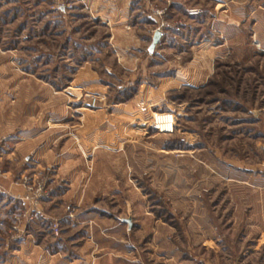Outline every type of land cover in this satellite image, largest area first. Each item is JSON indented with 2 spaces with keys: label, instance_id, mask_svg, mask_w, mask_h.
<instances>
[{
  "label": "rangeland",
  "instance_id": "obj_1",
  "mask_svg": "<svg viewBox=\"0 0 264 264\" xmlns=\"http://www.w3.org/2000/svg\"><path fill=\"white\" fill-rule=\"evenodd\" d=\"M173 1L120 0L121 30L140 40L118 47L109 0H0V153L23 126L38 139L35 160L0 166L16 190L0 191V264H253L264 0ZM78 125L80 152L48 167Z\"/></svg>",
  "mask_w": 264,
  "mask_h": 264
},
{
  "label": "crops",
  "instance_id": "obj_2",
  "mask_svg": "<svg viewBox=\"0 0 264 264\" xmlns=\"http://www.w3.org/2000/svg\"><path fill=\"white\" fill-rule=\"evenodd\" d=\"M120 0H115V4L112 2V0H109V10L106 12H103L104 15L108 14V18L110 19L111 16H114L113 19V27H112V37L114 38V42L115 45H117L118 47H129L131 45H135V43L137 41H139L140 39H138V37L135 36L134 34V30L133 31H126V30H121V24L119 23V18H125L126 16L129 17V10L126 11V8H129L128 6H123L121 2H119ZM158 2H161L163 0H157ZM225 0H175L173 1L172 5L173 8H176L179 11L182 12H190L189 10L192 8H197V10H199L200 12H205L206 10H210V9H214V10H222L223 7L225 6ZM117 4V6H115ZM209 8V9H208ZM190 14V13H189ZM191 30V27H190ZM125 38V42H121L120 38ZM129 40V41H128ZM193 42H196V40H194ZM197 46V44H196ZM204 57V58H203ZM209 60V59H208ZM197 62H199L200 64H203L204 67L206 68L207 66V59L205 58V54H202V56H199V54H195L194 55V59L191 61L192 64H198ZM199 64V67L202 68V65ZM197 66V65H195ZM178 77V76H177ZM167 87L168 84L166 85ZM164 88V86H163ZM164 90V89H163ZM147 95L142 94L143 96H145V98H143V100H147L150 96L152 95H156L157 93H154L150 90L147 89ZM160 93V92H159ZM142 97V96H141ZM136 104L133 102V106L137 105L138 107H144V104L141 103V99H138L137 101H135ZM146 102V101H143ZM128 105L130 106V104H123L121 106L119 105H115L114 110H121V109H125L127 111L128 109ZM62 107V106H61ZM31 112V111H30ZM33 115V114H32ZM30 116V115H28ZM35 129H36V125L34 126H30L28 125V127L23 126V128L20 129V133L18 135H16L15 137H11L12 140L14 139V143L15 146L13 144V149H11L9 152H1L0 153V166L3 165L4 169H6V171L8 173H11V171H13L15 168L12 167V165H14V161L15 164L17 165V168H19V165L21 163V161H18V159L21 157L24 160L29 159L31 156L33 155V159L35 160V153H37V147H36V142L38 141L37 137L35 136ZM76 134H74V142L72 140V138L67 139L66 140V144H72L73 149L71 148L69 151H63V147H61L60 151H58L55 156H51L50 159V163L48 165L51 166L53 165L52 162L55 163H59V162H63V160L65 158H68L69 156H72L74 151H78L80 152V125H78L76 127L75 130ZM68 132V131H66ZM3 139L0 141H5V137L4 135L2 136ZM55 138V137H54ZM64 139L63 136H60V138H56L55 140L53 139H48L51 140V143H60L62 140ZM57 144V145H58ZM20 145V146H19ZM56 145V146H57ZM66 145H64L65 147ZM53 151V150H52ZM33 152H35L33 154ZM38 154V153H37ZM5 160V163H4ZM53 160V161H52ZM56 160H58L56 162ZM23 163V162H22ZM6 166V167H5ZM16 168V169H17ZM12 184L9 178H1L0 177V191H4L7 193H11L12 191H16L14 188H12ZM260 188L264 189V186H261ZM12 192V193H13ZM263 195L261 194V196L258 197L257 202L253 205V220H252V233H253V248L251 253H247L244 252L243 256L247 259L250 256L255 257L256 259H253V264H264V190H262ZM35 251V250H33ZM56 252L50 253L49 256H55ZM57 254V253H56ZM66 256V255H65ZM67 257V256H66ZM244 258V259H245ZM54 260V259H53ZM52 262V261H51ZM52 264H80V254L76 255L75 257H72L71 259H67L64 262L61 263H56L53 262Z\"/></svg>",
  "mask_w": 264,
  "mask_h": 264
},
{
  "label": "built area",
  "instance_id": "obj_3",
  "mask_svg": "<svg viewBox=\"0 0 264 264\" xmlns=\"http://www.w3.org/2000/svg\"><path fill=\"white\" fill-rule=\"evenodd\" d=\"M166 10V8H164V9H162V10H160V11H158L159 12V14H162L164 11ZM168 26H169V24H168ZM168 26H166V27H168ZM155 124H157L156 122H155ZM158 125V124H157ZM156 125V126H157ZM155 126V127H156ZM160 129V128H159ZM30 178V177H29ZM29 178L27 177V178H25L24 180H25V182L28 184L27 186H38L36 189H35V191H32L35 195H32V197L31 198H37V197H42V193H41V187L40 186H42V183H41V181H35V178H33L32 179V184H30V182H29ZM37 179V178H36ZM30 189H32V188H30ZM31 191V190H30ZM29 197H30V194H26V196L25 197H22L21 198V200H22V205H26L27 204V200L29 199ZM30 200V199H29Z\"/></svg>",
  "mask_w": 264,
  "mask_h": 264
},
{
  "label": "water",
  "instance_id": "obj_4",
  "mask_svg": "<svg viewBox=\"0 0 264 264\" xmlns=\"http://www.w3.org/2000/svg\"><path fill=\"white\" fill-rule=\"evenodd\" d=\"M160 35H161V32H159V31H156V32L154 33L153 38H152V42H151L150 47H149L150 50L153 49V47H154V45L157 43V41H158Z\"/></svg>",
  "mask_w": 264,
  "mask_h": 264
}]
</instances>
